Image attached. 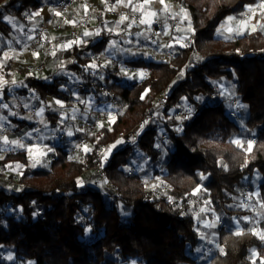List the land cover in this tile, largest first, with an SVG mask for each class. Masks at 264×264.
I'll return each mask as SVG.
<instances>
[{
  "label": "trees",
  "instance_id": "1",
  "mask_svg": "<svg viewBox=\"0 0 264 264\" xmlns=\"http://www.w3.org/2000/svg\"><path fill=\"white\" fill-rule=\"evenodd\" d=\"M173 1L189 14L188 43L177 45L170 60H127L133 68L145 70L146 78L128 84L112 75L116 80L109 96L121 111L111 124L78 132L74 138L89 142L90 151L75 158L71 146L60 138L54 144L55 159L46 168L31 166L24 149L0 157L1 169L24 166L18 191L0 183V260L10 248L22 264H198L205 244L193 202L196 190L203 188L210 198L209 219L248 216L250 210L234 206L245 180L260 175L259 200L264 206V32L234 39L218 34L227 17L242 16L258 0ZM43 5V0H0V36L12 31L6 17L27 25ZM115 37L104 29L98 40L76 45L68 52L75 60L67 69L84 72L90 57L100 55ZM52 76L46 80L27 75L28 88L21 93L34 91L46 108L49 128L59 129L62 117L48 100L67 102L71 92L65 74ZM223 79L233 82L238 102L247 106L243 124L232 116L225 100L207 102ZM87 80L93 86L90 75ZM165 91L169 102L156 106ZM9 99L5 92L3 100ZM185 107L193 114L181 124L177 113ZM158 114L171 145L165 158L154 123L146 125L136 146L165 170L167 190L152 196L145 173L130 170L136 147H125L116 139ZM179 125L180 132L175 130ZM236 138L241 139L239 144L234 143ZM111 146L113 152L104 158ZM97 167L113 186L108 201L102 190L81 185L83 175ZM154 170L159 173V168ZM215 232L216 247L206 264H264V239L254 226L237 231L226 223ZM254 251L258 257L251 260Z\"/></svg>",
  "mask_w": 264,
  "mask_h": 264
},
{
  "label": "rangeland",
  "instance_id": "2",
  "mask_svg": "<svg viewBox=\"0 0 264 264\" xmlns=\"http://www.w3.org/2000/svg\"><path fill=\"white\" fill-rule=\"evenodd\" d=\"M55 1L58 0H49L48 3H53ZM88 2L89 7H80V11L78 10V13H68V15L72 17V20L69 21L71 24H65L67 21L64 20L61 14L59 19L57 18L54 22L49 24L43 23L40 18V21H37L35 14L30 16L29 23L27 25L16 23L11 19L16 25H20L25 28V40H23L21 44L18 42L20 44L18 53L21 54L19 51L24 48L29 56H33V61L30 63H28L26 59L25 62H23V57L19 60L20 62H17L19 63L18 75L22 79V82H24V78L27 75L36 74L38 76L50 77L55 71V73L59 72L68 77L67 87L69 90L73 88L70 96L71 99L67 102L59 100L61 103L58 104L56 103L57 99L50 98L49 100H51V105L49 104V100L48 104L54 111L60 112V115L64 114V112L59 111L60 108L64 109L66 107H72L69 112V117H62L60 128H63L64 132L60 136L64 142L71 146L70 150L72 152V156L75 158H81L84 152H88L92 149V145L85 140L82 142H76L74 140L75 135L78 132L96 131L101 126L111 124L115 120L116 115L121 111L120 105L113 101V96H109L111 92L110 84L116 80V77H112V75L114 74L118 76L122 81L127 82L128 84L139 79L146 78L147 76V72L145 70L133 68L127 63V61H124L125 58H129L130 60L138 59L143 53V50H146L149 51L147 59L158 61L170 60V56L175 47L177 45H185L189 40L188 32H179L181 28H186V25L187 27L190 25L188 12L173 0H165L166 5L163 12H160L159 10L158 13H155L154 11L156 9L151 8L148 14L150 15V23L149 29H147V33H145L146 36H144L142 32L136 30L135 35L133 33L134 36L128 37L130 45L125 46L123 50H120L116 47V43H118L116 41L121 40L118 38L121 34H118L117 30L115 31L117 38L114 40V47L108 49L107 52L103 51L100 55H92L89 63L85 66L84 72L69 71L67 66L75 60V56H69L68 52L73 50L76 45L80 46L87 44L82 43V41H80V37H77V35L73 33V27L78 21V18L74 15L86 14L97 4L99 6V14L102 15V18L106 19L108 28L114 22L111 20H114L117 16H121L124 13L127 16V21L130 23V25H128L130 26V30H134L140 28V25L142 24L140 21L143 20V15L145 14L142 8L135 5L137 3L136 0H134V4L130 5H125L126 2L124 0H122V5L119 4L117 0H88ZM113 11L114 13H109ZM38 12L40 14L41 11ZM109 16H112L113 18H110ZM94 17L96 18L95 15ZM168 20L170 21L167 22ZM157 21H163L165 24L159 28V31L155 36L152 34L151 28L156 25ZM90 22L84 26L87 25L88 27ZM43 26H45L47 30L43 35L42 43L39 44L35 50H33L31 42L37 40L38 33ZM89 26H92V24L90 23ZM110 29L114 30L116 29V26H111ZM57 31H61L62 34H57L55 39H51L53 42L46 40V35L48 33L56 34ZM257 31L264 32V0H258L257 5L254 7L248 6L242 16L227 17L219 27L218 34L226 38L234 39L238 36L253 34ZM90 36L92 35L90 34ZM143 36L145 38L144 42L141 41ZM85 41L87 42L88 40L85 39ZM50 44H52V50L48 60L46 61L45 68L40 71H34L33 69L36 64L41 62L44 58L42 56H44L43 53H45L46 46ZM10 45L12 46L13 44L10 43ZM10 45L6 42L2 43L3 48H0V59L6 56V53H4V55L3 52L7 50ZM125 50H127V52H125ZM37 53L40 55L38 60H36L35 57ZM10 56L11 55H8V60L12 63L15 62L13 58H10ZM84 58L85 56H83V59ZM93 63L96 65L95 69L87 67ZM7 64L6 60L0 61V70L7 71ZM10 68L11 71L13 68L12 66ZM121 69H124L127 72V75H125ZM87 75L91 76L93 86L89 85ZM181 76L182 75H179L174 80L173 85L176 84ZM216 84L218 86V93L207 102L214 104L220 102L221 100H225L227 102L229 112L233 117L236 116L240 124H243L248 115V109L247 106L242 103L238 102L235 106L231 103L232 98L236 96L238 97L235 92L233 82L223 79ZM15 85L16 83H14V87L20 86V89L11 88L9 101H4V96L0 94V157L9 152L24 149L28 153V160L31 166L44 168L49 167L52 160L55 159L56 156L54 144L59 141V139H57V131L59 129H55L54 131L57 130L56 133L52 134L51 128H49V121L47 119V125H40L39 120L41 117L43 120L45 118L44 110L46 108L43 102L39 96L34 93V91L29 90L27 95L21 93L22 90L28 88L25 85V82L17 83V85ZM87 87L89 89H86ZM4 105H7V107H4ZM182 110H188L193 114V109L190 107H185ZM172 111L174 112L175 110ZM37 113H39V115ZM162 119L163 117L158 114L155 119H151L147 124H156L161 134L162 131L165 132ZM22 121L24 124H21L23 123ZM87 124L90 126L87 127ZM40 127H42V129H40ZM4 128H10L15 135L10 134L1 138V130ZM178 129L180 132L182 127L178 126ZM20 131L24 134L20 135V138H17L16 136L20 134ZM69 131L73 133L72 136L67 135ZM237 140L241 142L240 138H236L234 141ZM252 143L253 142H251V147ZM159 147L163 152L162 158H165L167 151L171 148V145L166 140ZM251 147H249L248 144V149ZM49 148L52 150L48 151ZM134 151V155L131 159V172L145 173V182L149 192L152 196H161L162 192L167 190V186L163 180V174L165 172L163 165L152 163L150 158L147 157V155L144 154L139 147H136ZM112 152L113 146L103 152V157H108ZM155 167L157 169L159 168V173H155ZM23 168L24 166L21 164H11L7 169L0 168V183L6 182L9 189L18 191L20 188L17 183ZM261 180L262 178L260 175H256L253 179H246L245 190L237 199V203L234 206L238 209L250 210L252 215L242 217L234 216L231 219L222 218L217 215H215L214 219H209L206 214L209 213L208 202L210 198L205 194L203 188L195 191L193 197L195 213L201 224L202 237L205 244L204 247L200 249V260L198 264H206L210 254L216 247L217 240L215 230L218 228V221L220 218L225 224L227 223L228 226L234 227L237 231H243L247 226H254L255 230L260 234L264 233V226L261 223L264 219V206L259 200V183ZM81 185L84 186V188L91 187L102 190L106 201L109 200L110 194L113 190L112 184L106 179L105 173L101 167L93 168L86 172L81 179ZM124 211L127 216L131 215L130 210L124 209ZM17 215L20 216L19 214ZM205 249H208L209 252L207 251V253H205ZM8 256H12L13 259H7ZM257 257L258 253L255 251L250 254L251 260H255ZM0 261H3L4 264H22L16 260L15 255L10 248H6ZM28 264L34 263L30 261Z\"/></svg>",
  "mask_w": 264,
  "mask_h": 264
},
{
  "label": "crops",
  "instance_id": "3",
  "mask_svg": "<svg viewBox=\"0 0 264 264\" xmlns=\"http://www.w3.org/2000/svg\"><path fill=\"white\" fill-rule=\"evenodd\" d=\"M50 1H52V0H50ZM124 1L126 2L125 5H130V4H134L135 3L134 0H124ZM136 1H137V3L135 5L138 6L139 8H142V10L145 13L143 15V20L145 21V23H142L140 25V28H138L139 30L138 29H134V30L131 29L130 30V26H128V25H130V23L127 21V19H124L123 21H121V17L122 16L127 18L126 14H124V13L121 16H117L114 20H111V21H114V22L108 28L107 27L106 19L105 18H102V15L99 14L100 13L99 6L97 4L96 5L94 4L95 6H93L92 8L97 9V12L94 14L96 16V18L94 17L95 19L93 18V20H91V22H90L92 24V26H89L90 25V23H89L88 27L86 25V26L83 27L84 29L82 28L79 32H77V33L73 32V33L75 35H77V37H80V41H82V43H89V42H91V40L92 41L98 40V38L101 36L102 31L104 29H107L108 31H111L116 36L115 38H117V34H116L115 31L118 30V34H121V36H119L118 38H120L121 40L116 41V42H118V43H116V47H118L120 50H123L125 46L130 45L129 44L130 42H128V40H129L128 37L129 36L130 37L131 36H134L135 33H136V30L139 31V32H142V34L144 36H146L145 33H147V29H149V23H150L149 22L150 15H148V14H149L151 8H155L156 9L154 11L155 13L156 12L158 13L159 10H160V12H163V10H165L164 9V7L166 5L165 0H163L162 3H161V0H139V1L136 0ZM48 2H49V0H43V4L44 5H43V7L40 10L41 11L40 14L39 15H35V17L37 18V21H40L39 20V18H40L41 21L43 23H46V24L52 23L57 18L58 19L60 18L59 17L60 15H57L52 10H50V8L47 7ZM117 2H119V4H121L122 3V0H117ZM88 5H89L88 0H79V1L75 2V4H73V6L71 7V12L78 13V10L80 11V7L81 8L83 6L89 7ZM33 14H35V13H33ZM109 17L111 18L112 16H109ZM5 20H7V19H5ZM35 20H34V22H35ZM67 23H70V22H66L65 24H67ZM10 24L12 25L11 34L10 35H5V36L4 35L3 36H0V48L1 49L3 48L2 47V43L3 42L8 43L9 45H10V43L13 44L12 46L11 45L8 46V49L3 52V54L6 53V56H4L3 58L0 59V61H5L6 60L7 63H8L7 64L8 71L0 70V94H2L3 96L5 95V92H7L8 95L10 96L11 95V91H10L11 88L20 89V86H16L17 83H24V82H22V79L18 75V64L19 63H17V62L22 57L24 59L23 62H25V59H26V61L28 63H30V62L33 61V56H29V54L25 51L24 48L19 51V52H21V54L18 53V48H20V44L23 42V40H25V37H24L25 28H23V26L16 25L13 21ZM13 24L15 26H13ZM111 26H116V29L111 30L110 29ZM178 29H180V28H178ZM181 31L189 32V26L187 27V25H186V28H181L179 30V32H181ZM85 32H88L89 35L88 36H85L84 35ZM133 33H134V35H133ZM57 34L58 35H61L62 32L61 31L60 32L57 31L56 34L48 33L46 35V40H50L51 41V39L52 40L55 39L57 37ZM90 34L92 36H90ZM144 36L141 39V41H143V42L145 41ZM115 38H113L111 40V42L106 46V48L104 49L105 52H107L108 49H111L113 47L112 44H113ZM85 39L88 40V41L86 42ZM50 41H48V42H50ZM18 42H20V44ZM51 42H53V41H51ZM125 52H127V50H125ZM148 53H149V51L143 50V53L140 55V58H148ZM8 55H11L10 58H13L15 62L12 63L10 60H8ZM43 55H44V53H43ZM39 56L40 55H38V53H37V55H35L36 60H38V57ZM171 56H173V53L171 54ZM42 57H44V56H42ZM127 60H130V59L129 58H125L124 61H127ZM11 66H12L13 69L10 71V69H11L10 67ZM53 74H51V76ZM51 76L50 77L39 76V77H41L43 79H46V80H51ZM13 82L16 83V85H15L16 87L13 86L14 85ZM86 89H89V88L87 87ZM69 91L70 92L73 91V88H71V90H69ZM49 104L51 105V100H49ZM71 109H72L71 106L70 107H66L64 109L60 108L59 111L64 112V114H61V117H64L65 116V117L68 118L69 117V112L71 111ZM44 113H45V118L43 120L42 117H41V119L39 120L40 121V125H43V124L44 125H47L48 118H46L47 117L46 116V109L44 110ZM58 113L60 114V112H58ZM67 122H68V120H67ZM21 124H24V122L21 123ZM45 127H48V126H45ZM40 129H42V127H40ZM54 130L55 129H51V133L52 134L53 133H56V131H57V130L56 131H54ZM57 132H58L57 139L62 138L60 135H62L63 132H64L63 128H59V130ZM245 218H247V217H245ZM262 222H264V219L262 220Z\"/></svg>",
  "mask_w": 264,
  "mask_h": 264
},
{
  "label": "built area",
  "instance_id": "4",
  "mask_svg": "<svg viewBox=\"0 0 264 264\" xmlns=\"http://www.w3.org/2000/svg\"><path fill=\"white\" fill-rule=\"evenodd\" d=\"M77 1L78 0H58V1H55L53 3H48L47 7L50 8L55 13H60L63 16L64 20L69 22L72 20V17L69 16L68 13L71 12L72 5ZM96 12H97V9L92 8L86 14L74 15L78 18V21H77L76 25L73 27V32H75V33L79 32L85 24H87L88 22H90L93 19L94 14ZM109 13H114V11L109 12ZM169 21L170 20H168L167 22H169ZM164 24L165 23L163 21H161V22L157 21L156 25L151 28L152 34L156 36L158 31H159V28H161ZM46 30H47V28L45 26H43L42 29L38 33L37 40L31 42V47L33 48V50H35L37 48V46L42 43L43 35L46 32ZM51 50H52V44L46 46L44 58L41 62L36 64L35 68L33 69L34 71H40V70H43L45 68L46 61L48 60V58L50 56ZM170 57L173 58V56H170ZM168 102H169V93H168V91H165L163 94H161L157 98L155 105L160 106V105H164ZM231 103L234 106L237 105L238 104L237 97L232 98ZM191 116H192V113L188 110H181L177 113V117L180 119L181 124L184 121L189 120L191 118ZM152 119H155V118H152ZM147 122H148L147 119L142 120V121H140V123L138 124V126L136 128L130 130L129 132L119 133L116 140L121 141L125 147H136L138 145L140 139H141L142 132L145 129ZM89 126L90 125L87 124V127H89ZM179 126H181V125H179ZM175 130H179L178 126L175 128ZM10 134L15 135V133L12 130H10V128H4L1 131V138L8 136ZM16 137L20 138V135H18ZM159 139L162 143L165 142L167 140L166 132L162 131ZM17 184H19V183H17ZM224 226H225V223L220 218L218 221V228L224 227Z\"/></svg>",
  "mask_w": 264,
  "mask_h": 264
},
{
  "label": "snow or ice",
  "instance_id": "5",
  "mask_svg": "<svg viewBox=\"0 0 264 264\" xmlns=\"http://www.w3.org/2000/svg\"><path fill=\"white\" fill-rule=\"evenodd\" d=\"M162 2H163V0H161V3H162ZM56 14H57V15H60V13H56ZM35 15H39V13H35ZM5 19H8L9 23H12V20H11L10 18H7V17H6ZM124 19H126V17H123V16H122V17H121V21H123ZM229 19H231V18H229ZM140 23H145V21H144V20H141ZM13 26H15V25L13 24ZM84 35H85V36H88L89 33H88V32H85ZM112 46H113V47L115 46V43H114V42H113ZM87 67H91V68L95 69L96 65L93 63L92 65H89V66H87ZM121 71L124 72L125 75H127V72H126L124 69H121ZM13 83H15V82H13ZM197 99H199V98H197ZM56 103L59 104V103H61V102H60L59 100H57ZM4 107H7V105H4ZM41 111H43V110H41ZM37 114L39 115V113H37ZM67 135L72 136L73 133H72L71 131H69V132L67 133ZM234 143L239 144L240 142L237 140V141H234ZM249 147H251V142H249ZM51 150H52L51 148L48 149V151H51ZM210 226H211V225H210ZM261 239H264V233L261 234ZM7 259L12 260L13 257H12V256H8Z\"/></svg>",
  "mask_w": 264,
  "mask_h": 264
}]
</instances>
